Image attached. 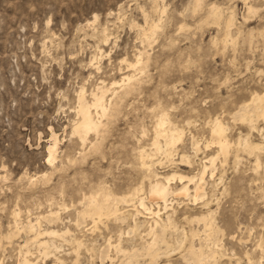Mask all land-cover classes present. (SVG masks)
<instances>
[{
	"label": "rangeland",
	"instance_id": "374dc122",
	"mask_svg": "<svg viewBox=\"0 0 264 264\" xmlns=\"http://www.w3.org/2000/svg\"><path fill=\"white\" fill-rule=\"evenodd\" d=\"M248 2L256 9L254 15L247 16L244 0H203V9L192 16L194 0H0V264H20L19 246L25 242V264L54 263L53 256L40 255L41 240L23 232L7 239L14 231L16 209L20 223L38 220L41 230L69 229L96 248L105 238L115 240L118 229L126 232L129 223H108L84 237L72 226L82 195L101 183L116 195L128 193L143 182L140 163L149 160L161 175L195 174L201 159L216 151L204 144L209 139L207 122L216 116L225 117L233 144L226 165L218 163L213 180L206 176L207 192L218 200V208L211 203L210 209L216 210L223 231L225 256L220 263L250 264L248 254L251 264H264V155L256 174L253 158L237 147L239 135L248 134L249 128L229 118L253 92L264 88V0ZM152 3L164 13L152 12ZM207 4L224 8V15L235 12L241 36L234 48H224L217 27L203 26ZM155 23L159 32L150 45L142 44L144 33L151 36L149 28ZM215 38L218 48L212 45ZM143 50L149 61L145 73L137 75L132 64ZM135 75L141 81L109 118H101L100 109L91 107L103 128L82 146L73 134L80 92L89 105L92 95H103L108 108L112 92L125 83L122 79ZM164 114L181 138L173 147L178 156L172 163L155 151L157 143H166L164 136L155 134ZM260 126L264 128L261 122ZM52 132L58 151L55 161L48 163ZM251 136L252 142L263 143L259 135ZM95 143L98 148H91ZM182 155L190 158V166L179 164ZM220 175L223 182L215 188ZM199 207H177V226L185 232L198 229L182 218L205 211ZM134 244L140 241L135 238ZM62 245L59 256L71 264L74 254L69 245ZM78 258L79 264L91 263L85 249ZM93 258V264H100ZM169 260L191 264L180 254Z\"/></svg>",
	"mask_w": 264,
	"mask_h": 264
},
{
	"label": "bare ground",
	"instance_id": "6f19581e",
	"mask_svg": "<svg viewBox=\"0 0 264 264\" xmlns=\"http://www.w3.org/2000/svg\"><path fill=\"white\" fill-rule=\"evenodd\" d=\"M192 4V12L190 13L194 16L203 9L205 3L203 4V0H194ZM244 5L247 16L256 13V9L248 0H244ZM206 8L203 26L212 25L215 28L217 27L221 31V43L224 48L228 45L234 48L236 39L241 36L240 30L236 29L235 12H227L228 14L224 15V8L222 9L215 4H207ZM153 11L161 12V14L164 13V10L162 8L160 10L156 4H154ZM94 17L96 20V16ZM244 20L246 23V19ZM160 23L162 24V22ZM156 25L149 28V30L152 29L151 36L144 33L142 44L150 45V39L155 37V34L159 32H157L159 29L158 24ZM234 30L236 32L233 33ZM247 40L251 43L252 36L250 35ZM217 42V38L213 39L212 45L217 47ZM148 61L149 55L147 51H138L135 54L132 69L137 75H142L145 73ZM137 75L133 76L132 79H122V83H125L119 85L118 92L116 90L112 92L108 100V108H105L103 104V95H92V103L89 105L84 99V91L80 92L77 108L79 119L73 125V134L80 138L82 146L85 145L91 133L96 136L99 135L101 128H103L100 119L102 117L109 118L112 115L111 112L120 106L121 100L131 90L133 91L134 86L141 81L140 77L134 79ZM91 107L100 109L101 118L98 116L96 118L93 117ZM229 118L234 121H240L242 124L248 126L249 133L239 135L237 147L240 151L253 158V166L256 172L262 165V156L264 155V128L260 126V122L264 126V88L261 92H253L248 100L242 102L235 109V112L230 114ZM224 119L225 117L216 116L207 122L209 139L204 144L206 147L214 148L216 151L213 155L201 159L200 169L195 174L186 176L172 172L161 175L154 168L155 161L149 160V162L140 163L144 175L143 182H147L145 187H143L142 182L128 193L116 195L110 187L101 183L89 193L82 195L78 203L80 210H75V219L72 226L75 227L79 235L84 237L87 235V232L92 236V234L96 233L99 226L106 227L108 223L121 227L129 223L126 232L120 228L118 229L115 240H112L111 237H104V245L96 248L95 244H86L85 240L77 238V235L69 229L65 231L41 230L37 222L38 220L34 223L31 221H28L26 224L20 223L21 212L18 209L12 212L14 231L11 235L7 236V239L10 240L12 236L23 232L32 236L33 240H41L38 244L40 255L44 259L53 256V264H64L62 256H59L63 248L62 243L67 246L69 245L71 253L74 254L75 259L71 264H79L78 257L82 249H85L89 254L91 259L90 264H93V256L99 260L100 264H140V261H143V264H161L162 260L166 261L162 264H171L169 259L177 254H180L185 263L221 264L220 261L225 256L222 242L223 231L218 226L216 210L210 209L211 203L217 204L218 208V200L214 194L209 196L206 176L209 175L210 180H213L218 171V163L221 166L226 165L228 157L232 154L233 144L228 137L229 128ZM155 129L156 136H164L166 140L165 146L161 147L157 143L155 151L157 154L165 157L166 163H172L173 157L178 156L177 154L174 155L173 147L181 140L180 133L170 123L165 114L159 118ZM252 133L259 135L260 139H263V143L252 142ZM192 146L195 148L196 143H193ZM91 148L97 149L98 144L95 143ZM57 151L58 139L52 132L50 145L47 148L48 163L55 161ZM194 151L195 153L197 152V150ZM138 157L139 159L144 158L142 154H139ZM233 157L237 164L240 163L241 159L237 154H234ZM178 159L180 165L185 167L186 165L190 166L189 157L182 155ZM222 182L223 176L220 175L214 181V187H218ZM174 183H178V186H173ZM189 205H200L201 207L199 208L205 211L199 212L198 216H193L191 219L182 218L188 224H196L198 226V229L190 228L188 232H185L183 228L177 226L178 221L176 222L175 209L179 206ZM141 219H143L142 222ZM144 224H147V227L142 231ZM46 238L48 240H45ZM135 238L140 241L139 245L134 244ZM28 243L25 242L23 246H19V256L22 259L20 264L27 262L26 254L29 251L25 250L28 247ZM124 243L128 247H125ZM246 258L251 264V257L246 254Z\"/></svg>",
	"mask_w": 264,
	"mask_h": 264
}]
</instances>
